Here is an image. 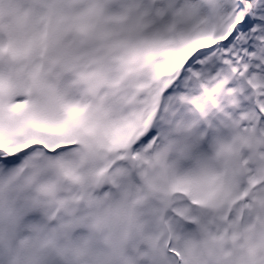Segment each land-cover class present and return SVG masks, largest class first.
I'll list each match as a JSON object with an SVG mask.
<instances>
[{
  "label": "snow or ice",
  "instance_id": "snow-or-ice-1",
  "mask_svg": "<svg viewBox=\"0 0 264 264\" xmlns=\"http://www.w3.org/2000/svg\"><path fill=\"white\" fill-rule=\"evenodd\" d=\"M0 264H264V0H0Z\"/></svg>",
  "mask_w": 264,
  "mask_h": 264
}]
</instances>
